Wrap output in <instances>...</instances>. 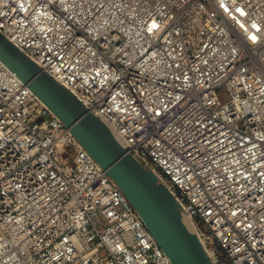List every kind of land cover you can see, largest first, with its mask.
Segmentation results:
<instances>
[{
	"label": "built area",
	"instance_id": "2783aa9c",
	"mask_svg": "<svg viewBox=\"0 0 264 264\" xmlns=\"http://www.w3.org/2000/svg\"><path fill=\"white\" fill-rule=\"evenodd\" d=\"M0 33L155 174L211 264H264V0H0ZM0 264H171L1 61Z\"/></svg>",
	"mask_w": 264,
	"mask_h": 264
},
{
	"label": "water",
	"instance_id": "95a60500",
	"mask_svg": "<svg viewBox=\"0 0 264 264\" xmlns=\"http://www.w3.org/2000/svg\"><path fill=\"white\" fill-rule=\"evenodd\" d=\"M0 61L70 129L106 170L171 264H211L197 236L183 223L171 193L129 154L108 127L0 33Z\"/></svg>",
	"mask_w": 264,
	"mask_h": 264
},
{
	"label": "bare ground",
	"instance_id": "6f19581e",
	"mask_svg": "<svg viewBox=\"0 0 264 264\" xmlns=\"http://www.w3.org/2000/svg\"><path fill=\"white\" fill-rule=\"evenodd\" d=\"M182 221H183V223L185 224V226L187 227V229H188L189 231H191V230H192V226H191V224L188 222V220L185 219V218H182Z\"/></svg>",
	"mask_w": 264,
	"mask_h": 264
}]
</instances>
